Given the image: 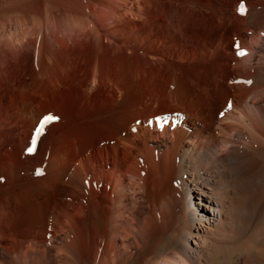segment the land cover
Wrapping results in <instances>:
<instances>
[{
  "label": "bare ground",
  "instance_id": "6f19581e",
  "mask_svg": "<svg viewBox=\"0 0 264 264\" xmlns=\"http://www.w3.org/2000/svg\"><path fill=\"white\" fill-rule=\"evenodd\" d=\"M231 263L264 264V0H0V264Z\"/></svg>",
  "mask_w": 264,
  "mask_h": 264
},
{
  "label": "snow or ice",
  "instance_id": "6c2138e0",
  "mask_svg": "<svg viewBox=\"0 0 264 264\" xmlns=\"http://www.w3.org/2000/svg\"><path fill=\"white\" fill-rule=\"evenodd\" d=\"M238 12L239 14L241 15H244L246 13V7L245 5L243 4V2L240 4V6L238 7ZM238 55H245L246 53L243 52V51H238L237 53ZM250 83V82H249ZM56 119L55 117H52V116H48V117H45L39 124V126L36 128L35 130V133L33 135V138H32V141H31V145L26 149V152L31 154L34 152L35 150V145H36V140L37 138L43 133V130H44V126L46 124H48L49 122H51L52 120ZM37 175H40L42 174L40 171H37L36 173Z\"/></svg>",
  "mask_w": 264,
  "mask_h": 264
},
{
  "label": "rangeland",
  "instance_id": "374dc122",
  "mask_svg": "<svg viewBox=\"0 0 264 264\" xmlns=\"http://www.w3.org/2000/svg\"><path fill=\"white\" fill-rule=\"evenodd\" d=\"M39 171L42 173V170H39ZM202 198H204V197L200 196L199 193H197V191H191L188 194L187 198H186L187 199V203L186 204L192 206L194 209L198 210V212H201V210H202V212H206V214H207V211H205V208L203 207L204 205H206V203H205V201L202 200ZM195 203L197 205H195ZM195 212H197V211H195ZM206 214L205 215H198V219H203L204 220L207 217ZM196 221L197 220H195V222ZM253 227H255V226H253ZM233 257H232V261L233 262L238 260L235 255Z\"/></svg>",
  "mask_w": 264,
  "mask_h": 264
}]
</instances>
